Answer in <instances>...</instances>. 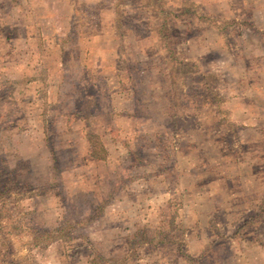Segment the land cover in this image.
I'll list each match as a JSON object with an SVG mask.
<instances>
[{
	"label": "rangeland",
	"instance_id": "obj_1",
	"mask_svg": "<svg viewBox=\"0 0 264 264\" xmlns=\"http://www.w3.org/2000/svg\"><path fill=\"white\" fill-rule=\"evenodd\" d=\"M258 112L264 0H0V264H264Z\"/></svg>",
	"mask_w": 264,
	"mask_h": 264
},
{
	"label": "crops",
	"instance_id": "obj_2",
	"mask_svg": "<svg viewBox=\"0 0 264 264\" xmlns=\"http://www.w3.org/2000/svg\"><path fill=\"white\" fill-rule=\"evenodd\" d=\"M23 4L21 3L19 6H22ZM24 21L26 22L27 20H26V18H24ZM24 25V28H26L27 29V33L25 34V39H29V36H30V34L28 33V32H30V27H26V24H23ZM22 33H25V31H21ZM249 112H251L250 110H248L247 109V107H244L243 109H242V113H243V115L244 114H247V113H249ZM252 113V112H251ZM259 113V117L260 118H262L264 115L263 114H260V112H258ZM150 118V117H149ZM248 166H250L249 164H248ZM247 165L245 166V167H243L241 164H239V166H238V168H243V169H246V168H249ZM242 169V170H243ZM244 173V175H245V177H246V175H247V173H248V171L247 170H244L243 171ZM222 177L223 178H234V173L233 174H230V171L229 170H227V169H222ZM255 180V178H251V180H249L247 177L244 179V180H242L243 181V183H247V182H253ZM257 181V180H256Z\"/></svg>",
	"mask_w": 264,
	"mask_h": 264
},
{
	"label": "trees",
	"instance_id": "obj_3",
	"mask_svg": "<svg viewBox=\"0 0 264 264\" xmlns=\"http://www.w3.org/2000/svg\"><path fill=\"white\" fill-rule=\"evenodd\" d=\"M147 119H150V118H147Z\"/></svg>",
	"mask_w": 264,
	"mask_h": 264
}]
</instances>
